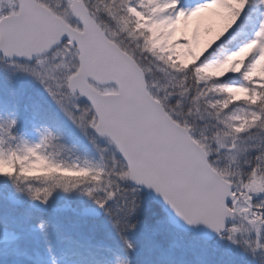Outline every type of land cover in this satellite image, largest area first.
I'll return each mask as SVG.
<instances>
[{
    "label": "snow or ice",
    "instance_id": "6c2138e0",
    "mask_svg": "<svg viewBox=\"0 0 264 264\" xmlns=\"http://www.w3.org/2000/svg\"><path fill=\"white\" fill-rule=\"evenodd\" d=\"M0 61V264H264V0H0Z\"/></svg>",
    "mask_w": 264,
    "mask_h": 264
},
{
    "label": "trees",
    "instance_id": "16d2710c",
    "mask_svg": "<svg viewBox=\"0 0 264 264\" xmlns=\"http://www.w3.org/2000/svg\"><path fill=\"white\" fill-rule=\"evenodd\" d=\"M159 38L160 36L158 35V39ZM172 51H173V54L176 55L178 58H184V59L187 58L186 50L184 49H172ZM3 63L0 62V80H2L3 74H4L3 73V67H4ZM17 80H18V87H20L21 89L35 91L36 89L35 85H25V81L22 78L21 79L17 78ZM149 202L154 203V201H151V200Z\"/></svg>",
    "mask_w": 264,
    "mask_h": 264
},
{
    "label": "rangeland",
    "instance_id": "374dc122",
    "mask_svg": "<svg viewBox=\"0 0 264 264\" xmlns=\"http://www.w3.org/2000/svg\"><path fill=\"white\" fill-rule=\"evenodd\" d=\"M181 2H182V0H181ZM195 2H197V0H195ZM158 33H159V36L164 35V32L162 30H158ZM0 62L3 63L2 61H0ZM3 65H4V63H3ZM21 78L25 81V85H33L32 82L27 77H25V76H19L18 77V79H21ZM30 138H32V137H30Z\"/></svg>",
    "mask_w": 264,
    "mask_h": 264
},
{
    "label": "water",
    "instance_id": "95a60500",
    "mask_svg": "<svg viewBox=\"0 0 264 264\" xmlns=\"http://www.w3.org/2000/svg\"><path fill=\"white\" fill-rule=\"evenodd\" d=\"M176 219H177V223H180L179 218H176Z\"/></svg>",
    "mask_w": 264,
    "mask_h": 264
}]
</instances>
